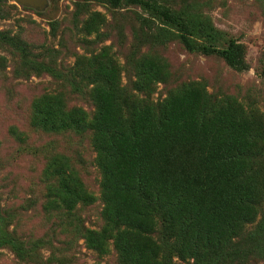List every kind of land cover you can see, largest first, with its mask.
Returning a JSON list of instances; mask_svg holds the SVG:
<instances>
[{
	"label": "trees",
	"instance_id": "16d2710c",
	"mask_svg": "<svg viewBox=\"0 0 264 264\" xmlns=\"http://www.w3.org/2000/svg\"><path fill=\"white\" fill-rule=\"evenodd\" d=\"M106 1L113 7L139 5L167 26H178L188 49L216 53L237 71L249 68L247 46L238 39L219 47L211 28V45L199 44L192 36L203 35V28L193 17L152 0ZM153 21L142 18L150 28ZM102 23L103 16L94 13L87 32H96ZM163 28L158 38L167 36ZM0 43L20 49L29 66L48 70L8 31H0ZM85 59L79 58L75 69L90 67L85 75L93 83L95 113L68 107L61 94H44L34 102L32 124L51 132L93 133L105 222L101 229L85 231L88 246L102 256L113 247L120 264H234L248 256L240 240L264 203V183L258 179L264 164V114L246 111L232 96L214 99L198 82L153 101L157 84L169 76L158 57L138 62L131 92L122 85L110 46ZM47 176V210L72 212L95 202L65 155L51 159ZM0 245L22 258L32 255L33 249L5 232Z\"/></svg>",
	"mask_w": 264,
	"mask_h": 264
},
{
	"label": "rangeland",
	"instance_id": "374dc122",
	"mask_svg": "<svg viewBox=\"0 0 264 264\" xmlns=\"http://www.w3.org/2000/svg\"><path fill=\"white\" fill-rule=\"evenodd\" d=\"M3 1L0 31L18 38L49 66L48 70L33 68L23 61L20 49L0 43V238L5 232L23 242L27 250L33 249L32 255L22 258L11 247L0 245V264H120L113 247L102 256L85 238L86 230L101 229L105 222L102 171L92 131L51 132L34 126L35 100L44 94H61L68 107H81L92 116L96 111L93 83L85 75L90 67L80 69L78 65L76 71L75 66L79 58L88 60L110 46L127 91H135L138 62L151 55L160 58L169 71L157 84L153 101H162L177 88L198 82L214 99L232 96L246 111L264 114V0H152L187 19H197L203 35L192 37L199 44L211 45V28L217 46H226L233 38L245 43L249 68L244 71L233 69L216 53L188 49L178 26H167L139 5L49 0L40 11ZM96 12L103 16V23L96 32L88 33L86 25ZM143 17L154 19L152 28L142 23ZM162 26L167 28V36L158 38L164 32ZM58 154L70 159L84 187L95 195V202L79 204L72 212L46 209L47 167ZM259 176L264 183V164ZM263 220L264 203L240 240L248 256L234 264H264Z\"/></svg>",
	"mask_w": 264,
	"mask_h": 264
},
{
	"label": "water",
	"instance_id": "95a60500",
	"mask_svg": "<svg viewBox=\"0 0 264 264\" xmlns=\"http://www.w3.org/2000/svg\"><path fill=\"white\" fill-rule=\"evenodd\" d=\"M16 3H19L23 6H27V7H33L36 10H44L48 4H49V0H10Z\"/></svg>",
	"mask_w": 264,
	"mask_h": 264
}]
</instances>
